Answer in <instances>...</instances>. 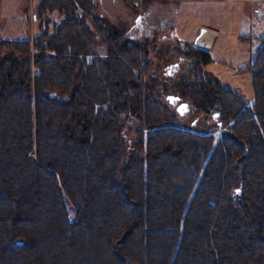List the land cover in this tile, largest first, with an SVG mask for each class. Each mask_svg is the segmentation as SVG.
Segmentation results:
<instances>
[{"label": "trees", "instance_id": "obj_1", "mask_svg": "<svg viewBox=\"0 0 264 264\" xmlns=\"http://www.w3.org/2000/svg\"><path fill=\"white\" fill-rule=\"evenodd\" d=\"M96 9L40 0L52 31L0 41V264H264V36L252 105L188 47L165 90L212 119L199 133L147 89L143 47L94 54Z\"/></svg>", "mask_w": 264, "mask_h": 264}, {"label": "rangeland", "instance_id": "obj_2", "mask_svg": "<svg viewBox=\"0 0 264 264\" xmlns=\"http://www.w3.org/2000/svg\"><path fill=\"white\" fill-rule=\"evenodd\" d=\"M95 1V17L100 23L92 28L97 35L94 54L104 59L106 39L114 35L120 43L130 40L143 47L152 63L143 76L147 89L181 127L205 133L214 124L183 98L170 105L168 98L177 95L165 90L193 65L194 60L184 55L188 47L201 48L198 41L195 45V38L202 29L218 33L208 49L212 61L205 71L247 105L254 103L251 68L259 38L264 36V10L260 8H264V0H160L146 7L143 0H132L136 6L129 0ZM39 4L40 0H0V41H32L43 30L51 32L58 16L53 13L39 18ZM181 103L188 107L179 116L176 108Z\"/></svg>", "mask_w": 264, "mask_h": 264}, {"label": "water", "instance_id": "obj_3", "mask_svg": "<svg viewBox=\"0 0 264 264\" xmlns=\"http://www.w3.org/2000/svg\"><path fill=\"white\" fill-rule=\"evenodd\" d=\"M204 32H205V30L202 29L201 32H200V34L202 35V34H204ZM197 41L198 40H196L195 45H198L197 44ZM168 100H169V103L170 104H172V103H178L180 101V99L178 97H173V96L169 97ZM187 107H188V105L186 103L179 104L177 106V108H176V113L179 116L183 115V113L187 111Z\"/></svg>", "mask_w": 264, "mask_h": 264}, {"label": "crops", "instance_id": "obj_4", "mask_svg": "<svg viewBox=\"0 0 264 264\" xmlns=\"http://www.w3.org/2000/svg\"><path fill=\"white\" fill-rule=\"evenodd\" d=\"M258 9H262V10H264V8L261 6L260 8L259 7H257ZM258 11H260V10H257L256 12L258 13ZM205 30V32H204V34H198L197 36H196V38H195V42H196V40H201L202 38H204L206 35L208 36V35H211L212 36V40H211V43H210V45L209 46H205V45H200V47L201 48H204V49H209L210 47H211V45H212V42L214 41V39L218 36V33H216L215 31H212V30H210V29H204ZM205 39V38H204Z\"/></svg>", "mask_w": 264, "mask_h": 264}, {"label": "bare ground", "instance_id": "obj_5", "mask_svg": "<svg viewBox=\"0 0 264 264\" xmlns=\"http://www.w3.org/2000/svg\"><path fill=\"white\" fill-rule=\"evenodd\" d=\"M205 38V39H204ZM204 38H202L201 40H198V44L200 45H205V46H209L212 40V36L211 35H206Z\"/></svg>", "mask_w": 264, "mask_h": 264}]
</instances>
